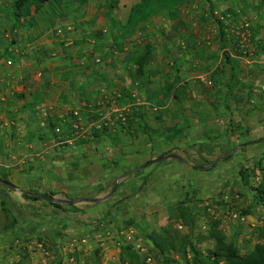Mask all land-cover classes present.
Segmentation results:
<instances>
[{
  "label": "rangeland",
  "instance_id": "obj_1",
  "mask_svg": "<svg viewBox=\"0 0 264 264\" xmlns=\"http://www.w3.org/2000/svg\"><path fill=\"white\" fill-rule=\"evenodd\" d=\"M104 1H75L78 5L71 3L57 15L49 12L48 19L40 11L29 25H34L31 31L21 26L24 21L16 25L24 39L46 24L49 28L68 23L83 31L82 20L94 7L99 17L95 28L102 35ZM118 13L119 9L113 12ZM153 25L158 35L141 23L135 29L138 33L132 31L122 41L126 46L122 78L117 76L118 65L111 63L110 75L104 78L101 69L103 73L89 84L66 79L64 119L57 114L51 119L58 130L51 131L46 123L38 125L37 114H49V108L31 111L36 118L25 115L31 127L22 121L19 128L24 129L21 137L26 141L14 144L15 162L9 174L4 173L12 186L1 183L6 195L0 193V199H5L6 210L0 207V264H122L120 248L125 243L147 264H190V246L208 253L215 236L240 253L258 240L259 228L264 229V205L254 198L251 187L262 179L264 166V88L211 100V94L202 96L193 86L200 81L188 84L178 79L180 97L164 95L163 85L171 78L166 74L175 68L171 57L163 56L161 70L153 69L150 47L143 76L134 72L131 63L144 43L153 46L154 40H167L161 25ZM248 30L241 54L256 58L253 69L257 64L264 68V48L255 57L251 46L246 48L253 37L250 25ZM122 89L134 95L119 104L117 93ZM134 106L141 118L132 120L133 129L114 123L103 133H91V126L103 120L111 123L118 112ZM73 110L86 115L77 117ZM212 123L210 133H202ZM19 128L13 131L16 138ZM169 152L180 158L166 156L145 163ZM161 229L168 230L175 245L164 252L156 250L146 235Z\"/></svg>",
  "mask_w": 264,
  "mask_h": 264
},
{
  "label": "crops",
  "instance_id": "obj_2",
  "mask_svg": "<svg viewBox=\"0 0 264 264\" xmlns=\"http://www.w3.org/2000/svg\"><path fill=\"white\" fill-rule=\"evenodd\" d=\"M108 1L110 0H105L102 5L104 6L102 35L95 33L98 31L95 24L99 21V17H95V8L91 7L90 13L82 20L83 31L68 23L49 28L46 24L38 30V34L33 33L24 39L20 35L19 25L13 23L11 1L0 0V172L9 174L15 162L14 144L26 141L21 137L24 129L19 128L23 126L22 121L26 126L31 127V124L28 125L30 118L28 117L27 120L26 114L35 117L31 111L49 108V114L44 116L37 114L38 125L43 126L45 121L48 118L52 119L55 114L59 115V119H64L62 101L68 91L66 79L75 81L77 78L79 83L89 84V80L96 74L101 75L102 70L106 72H102L103 77L107 76L111 63L118 65L115 68L119 71L117 76L123 77L120 64L125 58L122 49L126 46L122 41L129 35L124 36L128 30L125 31L120 26L125 22L132 4L138 0L127 2L114 0L117 5L112 7L111 14L112 20L118 26H115L106 15ZM187 1L172 8L171 13L159 11L142 22L144 26L150 25V31L155 32L156 27L153 24L161 25L159 28L165 30L164 38H167L166 41L161 39L151 42L153 48L150 61L154 66L156 65L152 68L161 70L163 56L171 57L169 62H172L175 68L171 74L166 75L171 78L178 77L180 81L187 80L188 84L189 80L200 81L193 86H198V93L202 96L211 94V100L228 92L226 83L230 88L228 92L230 96L249 90L254 93L260 85H264V74H256V70L253 69V61H257L256 58L237 55L232 51L230 41L218 39L212 31L214 22L209 15L211 6L218 10L229 9L232 11L230 17L233 21L237 19L239 22L238 18L246 20L248 25H251L250 29L257 31L254 37H263L264 0ZM93 5L95 6L94 3ZM116 9L120 10V14H113ZM29 25L30 23L24 21L21 26L31 31L34 25L31 27ZM85 26L88 28H83ZM134 31L135 34L138 33L137 30ZM83 32H87V35ZM5 37H11L12 43L9 44V38L5 41ZM249 46L254 50L252 56H257L254 41L249 42L246 48L249 49ZM5 49L9 52L3 54ZM224 51L236 63L232 67L224 62L223 70H220L217 67L223 62ZM102 57L104 59H101ZM97 61L100 62L95 65ZM231 74L234 78L233 83L228 82ZM159 75L158 77L161 78ZM52 93H55V96ZM205 126L207 127L202 133L209 134L214 124ZM17 127L19 128L17 137L20 136V139L14 137L15 133L13 134ZM26 129V133L30 136L31 130ZM42 133L45 134L44 131ZM1 183L2 181H0V189H3Z\"/></svg>",
  "mask_w": 264,
  "mask_h": 264
},
{
  "label": "trees",
  "instance_id": "obj_3",
  "mask_svg": "<svg viewBox=\"0 0 264 264\" xmlns=\"http://www.w3.org/2000/svg\"><path fill=\"white\" fill-rule=\"evenodd\" d=\"M11 1V10L13 16V23L18 24L21 18V21H26L28 23H32V19L38 12L42 11L43 17L48 19L49 12L53 14H58V12H63L67 9L71 3L78 1L77 3L82 4L85 0H10ZM187 2V0H138L134 4H132L128 16L125 22L120 26L121 29L126 31L124 36H128L131 34L132 31L136 29V26L140 25L143 21L148 20L151 18L152 15L159 11H166L167 13H171V9L181 3ZM113 3L115 1H108L106 5V15L112 21V23L116 26V22L112 19V7L114 6ZM78 4L74 3V6ZM214 8L211 6L209 9V15L212 17L214 22V35L221 40L230 41L231 42V49L237 55L241 54L242 46H238L234 41L235 37L231 34L229 28L230 24L233 21L232 17H230L229 9L219 10L221 14L229 13V16H225L223 19L218 18L213 14ZM46 12V13H44ZM232 20V21H231ZM118 26V25H117ZM251 28V25H250ZM252 32V41L255 44V52L259 51V49L263 48L264 36L263 37H254L257 34V31L251 30ZM95 33H99L98 31ZM13 40L9 41V44L12 43ZM258 41V42H256ZM137 46V45H136ZM150 44L144 43L143 50L137 55H134L131 58V63L134 66V72L139 76H143L145 74V70L143 65L148 62L149 60V53H150ZM7 51L6 49L3 51L5 54ZM224 62L228 63L230 66H234L236 61L225 51L223 52V62L219 63L218 69L223 70ZM256 73L264 74V68L259 69L257 64ZM231 74L228 82L234 81V78ZM211 81H213L211 79ZM181 88L182 86L178 83V77L170 78L166 83L163 85V94L168 95L170 93L171 96L174 98H179L181 95ZM226 91L229 92L230 88L229 85L226 83ZM224 94L225 97H232L229 93ZM120 95V96H119ZM119 104L122 103V99L128 98L133 99L131 93L125 92L123 89L119 92ZM77 116H85L86 113L83 111L77 112ZM71 120H75V115L70 112ZM121 116H115L113 121L106 120V122L100 121L98 126H91V133L97 135V133H103L107 131L110 127H114V123L118 124L119 127L126 128L127 130L133 129L132 120L141 118V112L138 110L136 106L132 107L130 110H126V112L120 113ZM95 119L98 118L97 114L93 115ZM97 117V118H96ZM47 127L53 131L54 130V123L51 121L50 118L46 121ZM145 123L142 121L140 125V129L143 130ZM0 177L6 180L4 173H0ZM262 179L255 185L252 186L251 189L254 190V198L264 205V166L261 170ZM242 181L246 183L245 176L242 174L241 177ZM5 183V182H4ZM1 194H5L3 189H0ZM5 199H0V207L2 210H6L4 208L3 203ZM54 204H57L54 202ZM6 224L4 227H7L11 224ZM147 237L153 247L158 250L159 252H164L165 249L175 247L173 243V237L170 236V233L166 229H161L160 231L150 230L147 232ZM258 240L253 243L252 247L243 253H240L236 250V248L231 243H224L221 241L220 236H215L216 242L214 247L208 251V253H202L196 250L192 245L191 248V262L190 264H264V229L259 228L257 233ZM187 238H183V242L185 243ZM121 253H122V264H147L144 259L133 249V247L129 243H125L121 245ZM182 255H184L183 249H181ZM167 260V257H165Z\"/></svg>",
  "mask_w": 264,
  "mask_h": 264
},
{
  "label": "built area",
  "instance_id": "obj_4",
  "mask_svg": "<svg viewBox=\"0 0 264 264\" xmlns=\"http://www.w3.org/2000/svg\"><path fill=\"white\" fill-rule=\"evenodd\" d=\"M213 14H215L216 17L218 18H221L223 19L225 16H229V13H225V14H221L219 12L218 9H215L213 10ZM232 24L230 25V32L231 34L236 38L235 39V43L238 45V46H243L244 45V35H247L249 30H248V22L244 19H242V21H240L239 23H233L231 22ZM212 31L214 32L215 31V27L213 26L212 27ZM262 88H264V86L262 85L261 86ZM117 95H119V93H117ZM131 95H134V93L132 92ZM112 109H117L116 107L115 108H112ZM73 113H77L76 110H73ZM117 116H121L120 115V112L117 113ZM79 117V116H77ZM104 122H106V120H103ZM73 126L75 125L74 123L72 124ZM89 125H93V122L92 121H89ZM99 124H95V126H98ZM55 130H58V126H56L54 128Z\"/></svg>",
  "mask_w": 264,
  "mask_h": 264
},
{
  "label": "water",
  "instance_id": "obj_5",
  "mask_svg": "<svg viewBox=\"0 0 264 264\" xmlns=\"http://www.w3.org/2000/svg\"><path fill=\"white\" fill-rule=\"evenodd\" d=\"M166 156H171V157H174V158H176V159H179V158H180L178 154H176V153H174V152H169V153H166V154H158V155H156V156L150 158L149 160H147L145 163H147V162H152V161H155V160H157V159H161V158L166 157ZM0 181L5 182L6 184L12 186V184H11L10 182L5 181V179H3V178H0ZM13 187H14V186H13ZM53 199H55V200H59V201L62 200V199H58V198H53ZM93 199H94V200H97L98 198L95 197V198H93ZM70 201H72V200H70Z\"/></svg>",
  "mask_w": 264,
  "mask_h": 264
}]
</instances>
